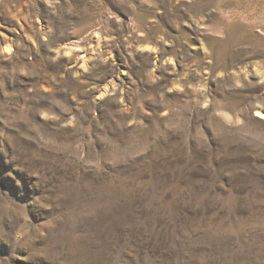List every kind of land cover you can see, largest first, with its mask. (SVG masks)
Instances as JSON below:
<instances>
[{"label":"rangeland","instance_id":"obj_1","mask_svg":"<svg viewBox=\"0 0 264 264\" xmlns=\"http://www.w3.org/2000/svg\"><path fill=\"white\" fill-rule=\"evenodd\" d=\"M0 264H264V0H0Z\"/></svg>","mask_w":264,"mask_h":264},{"label":"snow or ice","instance_id":"obj_2","mask_svg":"<svg viewBox=\"0 0 264 264\" xmlns=\"http://www.w3.org/2000/svg\"><path fill=\"white\" fill-rule=\"evenodd\" d=\"M9 51H10V49H9ZM257 115H262L261 113H257Z\"/></svg>","mask_w":264,"mask_h":264},{"label":"bare ground","instance_id":"obj_3","mask_svg":"<svg viewBox=\"0 0 264 264\" xmlns=\"http://www.w3.org/2000/svg\"><path fill=\"white\" fill-rule=\"evenodd\" d=\"M107 89V88H106Z\"/></svg>","mask_w":264,"mask_h":264}]
</instances>
